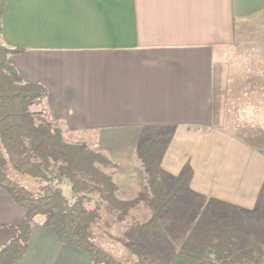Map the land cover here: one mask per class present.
Here are the masks:
<instances>
[{"label": "crops", "instance_id": "1", "mask_svg": "<svg viewBox=\"0 0 264 264\" xmlns=\"http://www.w3.org/2000/svg\"><path fill=\"white\" fill-rule=\"evenodd\" d=\"M1 43L52 120L105 143L125 199L143 188L140 140L165 130L161 168L191 169L189 197L254 209L264 150L239 132L264 130V0H7ZM24 216L0 189V247ZM89 263L35 222L14 264Z\"/></svg>", "mask_w": 264, "mask_h": 264}, {"label": "trees", "instance_id": "2", "mask_svg": "<svg viewBox=\"0 0 264 264\" xmlns=\"http://www.w3.org/2000/svg\"><path fill=\"white\" fill-rule=\"evenodd\" d=\"M6 1L0 0V189L25 216L16 235L0 247V264H14L23 257L37 217L60 244L85 253L89 264H125L95 242L93 226L101 221V211L120 224L140 206L149 216L142 223L131 218L126 233L133 246L126 247L135 249L137 256L131 264H264V181L253 210L216 200L200 209L179 208L182 197L190 193L192 171L185 167L170 178L162 170L172 138L170 132H162L138 144L134 157L143 188L125 199L115 183L117 164L100 147L66 141L65 129L41 107L46 89L24 82L12 65L11 56L21 50L1 43ZM22 178L34 186L26 188ZM64 185L70 201L63 195ZM168 212L186 230L175 240L178 244L172 243L175 251L170 256L160 251L161 236L153 235Z\"/></svg>", "mask_w": 264, "mask_h": 264}, {"label": "rangeland", "instance_id": "3", "mask_svg": "<svg viewBox=\"0 0 264 264\" xmlns=\"http://www.w3.org/2000/svg\"><path fill=\"white\" fill-rule=\"evenodd\" d=\"M109 125H120V124H112L108 123ZM227 125V124H226ZM246 128L244 129L243 132H239L247 138V141L255 143L259 145L264 150V130L259 129L258 127H250L247 124L244 125ZM165 132V130H163ZM162 133L157 132L156 134ZM80 134H74V133H69L67 130L64 132V137L66 141L68 142H86L87 144L91 146H96V147H102L105 143L96 138L94 134H85V136H79ZM82 135V134H81ZM260 136V138L258 137ZM153 137V134L151 133H146V137L142 138L141 140L151 138ZM140 140V141H141ZM116 141V140H114ZM105 146V145H104ZM24 183L27 184L25 186L26 188H31L34 186V183L32 180L28 178H22ZM21 181V182H23ZM167 183H171V181L166 180ZM62 192L65 198L70 201V192L69 188L67 185L62 186ZM178 207H197V208H202L204 203L202 201H199L196 197H189L188 195L182 197L180 202L178 203ZM195 214V213H194ZM101 221L97 222L93 226V234H94V239L95 242L105 251L119 259L125 264H131L137 259V256L135 255V249H128L126 246L132 245L133 238L126 232L130 228V223H131V218H134L137 222H144L146 217L149 216V213L147 210L143 209L141 206L138 207L137 209L131 211L129 213V216L125 218L123 222L120 224L115 222V216L112 215L110 216L108 213L101 211L99 213ZM196 215V214H195ZM195 215H193V218L191 219L194 221ZM36 222H40L41 218L37 217ZM108 223L109 227L107 226ZM156 231L153 233V235H157V238L159 235L161 236L162 239V245L160 251L163 253H166L167 255H172L174 253V248L172 247V243L178 244L175 240L179 236L185 235L184 233V227L181 225L178 226L177 222L174 219V216L172 212H168L165 216L164 219L160 223L157 224L156 226ZM183 234V235H182ZM157 242L156 245L158 246ZM171 243V244H170ZM146 246L149 245V243L145 244ZM133 246V245H132ZM176 246V245H175ZM176 248V247H175Z\"/></svg>", "mask_w": 264, "mask_h": 264}]
</instances>
